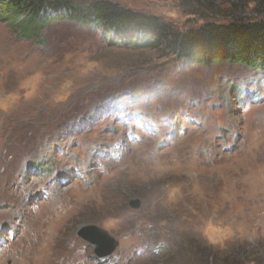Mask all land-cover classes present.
Returning <instances> with one entry per match:
<instances>
[{
    "label": "rangeland",
    "instance_id": "1",
    "mask_svg": "<svg viewBox=\"0 0 264 264\" xmlns=\"http://www.w3.org/2000/svg\"><path fill=\"white\" fill-rule=\"evenodd\" d=\"M108 1L182 31L234 5L264 16L259 0ZM92 224L114 253L81 238ZM0 264H264V72L66 20L28 38L0 13Z\"/></svg>",
    "mask_w": 264,
    "mask_h": 264
},
{
    "label": "trees",
    "instance_id": "2",
    "mask_svg": "<svg viewBox=\"0 0 264 264\" xmlns=\"http://www.w3.org/2000/svg\"><path fill=\"white\" fill-rule=\"evenodd\" d=\"M227 22L211 21L179 30L154 15L108 0L79 4L71 0H0V13L20 35L38 37L45 22L70 21L99 29L113 44L162 51L189 64H238L264 72V16L247 20L235 14ZM256 8V7H255ZM256 11L264 14V0ZM221 13V11H220Z\"/></svg>",
    "mask_w": 264,
    "mask_h": 264
},
{
    "label": "water",
    "instance_id": "3",
    "mask_svg": "<svg viewBox=\"0 0 264 264\" xmlns=\"http://www.w3.org/2000/svg\"><path fill=\"white\" fill-rule=\"evenodd\" d=\"M141 205L142 201L140 199L131 200L133 208L138 209ZM79 235L95 245V254L99 258L111 255L120 245V240L115 238L108 230L93 224L82 227Z\"/></svg>",
    "mask_w": 264,
    "mask_h": 264
}]
</instances>
